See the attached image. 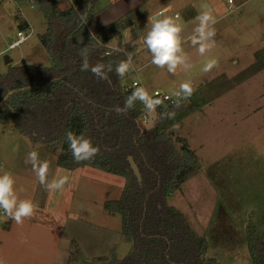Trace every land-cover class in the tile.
Returning a JSON list of instances; mask_svg holds the SVG:
<instances>
[{"label":"clouds","instance_id":"clouds-1","mask_svg":"<svg viewBox=\"0 0 264 264\" xmlns=\"http://www.w3.org/2000/svg\"><path fill=\"white\" fill-rule=\"evenodd\" d=\"M233 0H229L231 4ZM198 23L193 29L192 34L185 39L182 36L183 27L178 21L179 14H170L169 9H165L155 15H149L147 24L141 31L142 40L146 45L147 51L151 54L150 63L157 68L166 69L169 74L175 75L178 69L189 70L192 67L190 57L185 51L184 45L190 43L196 48L200 56L210 53L216 46V29L214 25L218 22L211 8L205 7L195 18ZM81 20L86 24V17L82 16ZM13 47L17 44H13ZM109 51L105 52V56H111L114 53H120L123 49L107 45ZM80 55L82 63L80 71H90L97 79L107 81L109 73L113 71L112 62L107 64L97 62L90 65L88 56V47L81 49ZM125 59H121L116 63L115 74L123 80L130 72L138 71V67L134 61L133 52H124ZM217 58H208L205 60L202 71L207 73L218 67ZM134 90L125 98L123 107L117 105L114 110L117 114H126L129 110L135 108L136 103L143 105L145 112V121L149 130L155 126L153 118L175 119V111H162L157 114L158 106H161L164 99L176 97L175 106L179 107L180 99H188L195 92L193 82L189 79L180 84L179 90L171 93V96L160 98L159 91L150 93L148 87L143 84H134ZM178 127V125H176ZM65 139L68 142L69 150L75 162L94 160L100 153V146L94 145L90 137L84 134L77 135L73 131L68 130L65 133ZM24 163L30 164L32 171L35 173L38 183L50 193L62 192L70 182V176L63 175L49 180L50 161L40 159V154L36 150L29 151L25 157ZM19 177L12 171L0 167V212L16 225H23L25 220L32 219L38 209L39 203L30 196L21 198L24 192L22 187H18ZM0 264H6V261L0 257Z\"/></svg>","mask_w":264,"mask_h":264},{"label":"rangeland","instance_id":"rangeland-1","mask_svg":"<svg viewBox=\"0 0 264 264\" xmlns=\"http://www.w3.org/2000/svg\"><path fill=\"white\" fill-rule=\"evenodd\" d=\"M21 24V2L19 0H0V74H5L8 68L22 66V45L8 49V46L16 39V33ZM7 60L10 63H7ZM24 134L13 128L11 118L5 114V121L0 122V167L12 171L20 179L18 187H22L24 192L21 198L25 196V163H24ZM5 217V215H4ZM7 222V217L3 218L0 212V231H2ZM16 229L26 231V220L23 225H16ZM11 226L7 227L9 229ZM23 242L17 239V242L10 244L14 246V251L18 250L19 255L27 262V236ZM11 237L8 234L2 235L0 245V257H10L7 250L10 248ZM25 241V243H24ZM3 245V246H2ZM19 245L18 249L15 248ZM2 246V248H1ZM9 246V248H7Z\"/></svg>","mask_w":264,"mask_h":264},{"label":"trees","instance_id":"trees-1","mask_svg":"<svg viewBox=\"0 0 264 264\" xmlns=\"http://www.w3.org/2000/svg\"><path fill=\"white\" fill-rule=\"evenodd\" d=\"M18 30L21 31V24ZM7 96L0 108V122L5 121L7 114L13 122V128L24 134L22 66L8 68L5 74H0V102Z\"/></svg>","mask_w":264,"mask_h":264},{"label":"crops","instance_id":"crops-1","mask_svg":"<svg viewBox=\"0 0 264 264\" xmlns=\"http://www.w3.org/2000/svg\"><path fill=\"white\" fill-rule=\"evenodd\" d=\"M1 215L3 216V218L6 217V216L4 217V214L2 212H1ZM9 226H11V227L9 229H7V227H9ZM3 228L4 229L2 231H0V245H1V239H2L3 233L8 234V237H11L10 240H12V241H10V243H9L10 248H9V246L7 247V248H9L7 250V252H9L10 257L7 258V257L2 256V258L6 261V264H27V262L24 261L23 258L19 255L18 250L14 251V246L10 245V244L17 242L16 238L20 239V241L23 242V240L26 239L25 236H27L26 231L21 232V231L17 230L16 229L17 227H15L14 222L8 218H7V222L5 223V226ZM24 243H25V241H24ZM2 246H1V248H2ZM18 247H19V245H17L15 248L18 249ZM24 247H27V244H24ZM26 259H27V257H26Z\"/></svg>","mask_w":264,"mask_h":264},{"label":"built area","instance_id":"built-area-1","mask_svg":"<svg viewBox=\"0 0 264 264\" xmlns=\"http://www.w3.org/2000/svg\"><path fill=\"white\" fill-rule=\"evenodd\" d=\"M13 44H17V46H15V47H18V46L22 45L21 31H17L16 39L11 42V44L8 46V49L15 48V47L12 46Z\"/></svg>","mask_w":264,"mask_h":264},{"label":"water","instance_id":"water-1","mask_svg":"<svg viewBox=\"0 0 264 264\" xmlns=\"http://www.w3.org/2000/svg\"><path fill=\"white\" fill-rule=\"evenodd\" d=\"M7 63H10V61L7 60ZM9 95H10V94H9ZM9 95H8V96H9ZM8 96L0 102V108L3 106V104L5 103V101H6V99L8 98Z\"/></svg>","mask_w":264,"mask_h":264}]
</instances>
